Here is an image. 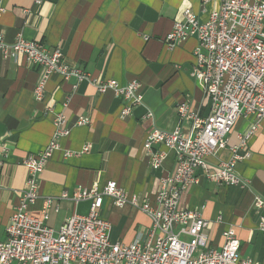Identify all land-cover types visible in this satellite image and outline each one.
<instances>
[{
  "label": "crops",
  "instance_id": "1",
  "mask_svg": "<svg viewBox=\"0 0 264 264\" xmlns=\"http://www.w3.org/2000/svg\"><path fill=\"white\" fill-rule=\"evenodd\" d=\"M41 1L37 6L33 0H1L0 39L12 44L22 35L48 51L59 48L64 64L83 72L88 80L54 75L37 100L33 90L40 69L24 59L0 58V145L8 150L0 169V241L18 205L16 193L28 178L24 160L49 145L57 115L63 117L62 128L69 133L56 140L59 149L39 175V199L29 208L30 214L40 216L43 200L52 198L55 209L47 226L55 231L72 215L89 211V202L74 203L62 196L71 197L95 184L101 188L114 181L128 198L137 196L140 202L147 199L152 204L162 177L173 169L174 155L169 153L158 170L150 169L143 148L148 133L173 132L179 123L177 105L182 102L199 109L201 116L208 113V99L192 77L196 38L171 48L164 42L185 10L203 17L200 0ZM109 80L140 84L142 105L129 117L120 115L123 99L111 90L97 91L96 83ZM79 118L88 119L89 125H77ZM247 127L246 121L238 120L227 138L228 147L208 159L214 170L238 158L234 172L244 185H217L198 171V182L183 193L180 207L198 211L207 221L204 233L210 249L220 251L224 233L232 229L241 258L264 264V207L254 204L256 198L264 201V120L241 146L239 137ZM104 200L100 217L110 225V243L146 240L151 220L144 212Z\"/></svg>",
  "mask_w": 264,
  "mask_h": 264
},
{
  "label": "built area",
  "instance_id": "2",
  "mask_svg": "<svg viewBox=\"0 0 264 264\" xmlns=\"http://www.w3.org/2000/svg\"><path fill=\"white\" fill-rule=\"evenodd\" d=\"M40 5L41 0H33ZM202 16L185 10L182 20L173 24L164 42L171 48L189 37H195V65L192 77L201 84L208 99V113L188 103L177 105L178 127L173 132L154 129L148 133L143 148L150 169L158 170L168 154L174 155L171 173L162 177L153 203L140 202L137 196L128 198L116 182L103 187L95 184L81 189L70 198L74 203L89 202L87 215H72L58 231L47 226L55 203L52 198L42 202L40 216L30 214L29 208L39 199L38 178L45 164L59 149L56 140L68 135L62 128L64 119L55 117V132L49 145L24 160L28 178L24 188L17 191L18 205L0 241V264H254L241 258L240 243L232 229L224 233L220 251L208 247L204 230L208 223L198 211L180 207L183 193L197 184V172L217 185H244L234 172L235 160L209 168L208 159L228 147V136L238 120L247 122L240 145L258 132L264 120V0H200ZM3 13L0 0V14ZM30 14V11H25ZM0 58L18 61L40 69L33 96H44L45 84L57 75L63 80H88V76L64 64L59 48L48 51L42 44L26 41L18 35L12 44L0 39ZM101 94L111 90L123 99L120 115L142 105L140 84L137 81L119 85L114 80L96 83ZM151 118V114L147 115ZM77 125H89L79 118ZM159 146L160 148L154 149ZM163 148L165 151H162ZM88 147L83 149L86 152ZM0 145V169L7 154ZM67 157L69 153L65 154ZM115 207L125 204L140 209L151 220L146 240L129 245L110 243V225L100 217L104 199ZM257 208L264 201L255 199ZM263 227V226H261ZM256 264V263H255Z\"/></svg>",
  "mask_w": 264,
  "mask_h": 264
}]
</instances>
